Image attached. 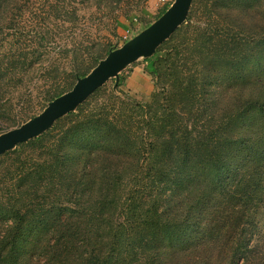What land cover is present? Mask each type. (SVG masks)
I'll return each mask as SVG.
<instances>
[{
	"label": "trees",
	"instance_id": "obj_1",
	"mask_svg": "<svg viewBox=\"0 0 264 264\" xmlns=\"http://www.w3.org/2000/svg\"><path fill=\"white\" fill-rule=\"evenodd\" d=\"M79 1L108 17L133 0ZM75 2L49 3L31 51L14 32L15 51L0 57V114L3 87L23 79L43 40L68 14L76 29ZM194 3L191 21L143 58L156 81L150 100L91 101L100 86L0 155V264H264V0H206L201 19ZM13 9L0 0V39ZM89 43L72 36L57 47L69 87L115 48ZM58 69L50 61L44 75ZM49 91L48 102L66 89Z\"/></svg>",
	"mask_w": 264,
	"mask_h": 264
},
{
	"label": "rangeland",
	"instance_id": "obj_2",
	"mask_svg": "<svg viewBox=\"0 0 264 264\" xmlns=\"http://www.w3.org/2000/svg\"><path fill=\"white\" fill-rule=\"evenodd\" d=\"M51 1L16 0L15 2L14 0V4L19 5V9L12 10L17 11L16 15L7 13V16L5 15L4 20L1 21V24L5 27L2 32L4 34L3 38L0 39V57L10 50L15 51L16 45L14 46L13 43L14 32L23 41L20 44H28V50L38 45L41 28H44L45 24L44 12ZM194 1L192 16L196 19H201L204 9L203 5L206 0ZM171 2L172 0H133L128 5L127 1H125L126 4L123 2L121 5H117L110 15L106 17L102 12L97 13L93 5L90 7L91 12L89 13L88 7L84 3L76 0L74 7L77 9L79 16L76 29L71 30L69 28L68 19H70V15L65 16V24L60 27L59 32L56 34L51 32L43 40V46L40 48L43 51L41 55L36 58L33 55L29 57L36 60L34 65L22 74L23 79L21 81L15 80L9 86L5 85L3 87L2 108L4 109L0 114V133L16 127L40 113L48 103L46 96L50 93L49 90H52L57 83L60 86L62 85V88H65L66 91L74 84L76 79L70 87L68 85V82H70L68 81V73L70 71L69 56L65 52L59 51L57 47L68 45L73 36L76 41H83L84 45H87V42L97 44L96 47L94 46L95 49H92L93 52H96L105 43L117 48L124 41L133 37L149 23L153 22L159 11ZM68 6L69 0H66V10ZM12 18L15 24L10 27L8 20L10 21ZM187 18L180 26L185 27L191 21ZM14 29L15 31H13ZM181 37H186V33L181 35ZM50 61L56 62L59 67L58 73H56L57 77L53 76L54 74L44 75V67ZM80 61L84 63L85 68L92 65L86 50L79 57L78 62L80 63ZM146 66V61L143 58L130 63L118 73L117 81H115L114 77L108 79L101 89L93 95L91 101H96V99L105 100L111 93L120 98L138 102L150 100L151 95L156 90V81ZM54 77L56 78L54 79ZM63 122L64 120H61L59 125L57 123L56 126L64 125ZM12 160L6 162L4 166L14 163ZM1 166L2 163L0 161V168ZM258 220V233L259 235H264V209L261 211Z\"/></svg>",
	"mask_w": 264,
	"mask_h": 264
},
{
	"label": "water",
	"instance_id": "obj_3",
	"mask_svg": "<svg viewBox=\"0 0 264 264\" xmlns=\"http://www.w3.org/2000/svg\"><path fill=\"white\" fill-rule=\"evenodd\" d=\"M193 0H172L164 12L133 37L98 60L72 87L50 100L40 113L0 133V155L48 130L60 117L74 111L97 88L130 63L151 56L185 22Z\"/></svg>",
	"mask_w": 264,
	"mask_h": 264
},
{
	"label": "built area",
	"instance_id": "obj_4",
	"mask_svg": "<svg viewBox=\"0 0 264 264\" xmlns=\"http://www.w3.org/2000/svg\"><path fill=\"white\" fill-rule=\"evenodd\" d=\"M126 39V38H125Z\"/></svg>",
	"mask_w": 264,
	"mask_h": 264
}]
</instances>
